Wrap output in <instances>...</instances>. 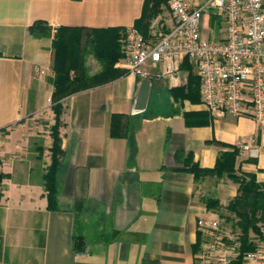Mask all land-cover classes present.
I'll return each mask as SVG.
<instances>
[{
  "label": "crops",
  "instance_id": "1",
  "mask_svg": "<svg viewBox=\"0 0 264 264\" xmlns=\"http://www.w3.org/2000/svg\"><path fill=\"white\" fill-rule=\"evenodd\" d=\"M36 21L47 23L51 36H31ZM173 24L167 0H0V264H197L203 239L197 220L237 215L229 204L241 198L239 183L226 173L196 180L176 153L204 170L232 154L233 173L256 187L237 211L257 194L264 201V123L215 116L200 94L197 102L181 99L189 76L197 77L185 59L176 80L162 64L145 67L147 78L123 66L125 30L154 40ZM204 26V35L218 38L207 17ZM58 28L79 32L88 76L103 69L89 41L117 57L112 79L61 100V167L51 209L44 175L52 139L41 123L54 122ZM144 79H150L148 99L135 111ZM239 142L255 145L257 157L239 152ZM207 199L217 208L209 209ZM74 235L83 236V253L73 251Z\"/></svg>",
  "mask_w": 264,
  "mask_h": 264
},
{
  "label": "built area",
  "instance_id": "2",
  "mask_svg": "<svg viewBox=\"0 0 264 264\" xmlns=\"http://www.w3.org/2000/svg\"><path fill=\"white\" fill-rule=\"evenodd\" d=\"M174 24L154 40L135 29L121 38L123 66L147 78V66H164L163 74L176 80L187 59L199 79L201 104L215 116H247L264 123V0H167ZM216 12H210V9ZM218 28V38L204 35V22ZM236 149L257 157L255 145L239 142ZM203 235L197 264H264V243L241 252V239L223 221L199 218Z\"/></svg>",
  "mask_w": 264,
  "mask_h": 264
},
{
  "label": "trees",
  "instance_id": "3",
  "mask_svg": "<svg viewBox=\"0 0 264 264\" xmlns=\"http://www.w3.org/2000/svg\"><path fill=\"white\" fill-rule=\"evenodd\" d=\"M28 32L33 37H48L51 36L52 28L43 21L34 22L29 28ZM82 32V31H80ZM79 32L77 30H72L70 28H58L52 35V52H53V63L52 70L54 72V77L50 80V83L54 87V92L52 94V106L51 110L55 115L56 124L53 127L52 132V146L50 148V160L51 163L46 169L44 175V188L47 195L48 207L53 209L55 205V200L58 194V174L61 167L60 156L61 151L58 145V119L60 111L62 110L61 100L64 97L72 95L80 90L87 89L91 86L104 83L109 79L113 78L112 75V64L117 56H109L108 52L103 46V48L94 46V40L89 41L92 45V53L96 59L103 63V69L99 74L94 76H88L84 71L83 58L79 55L80 44L78 38ZM188 61L187 59H185ZM71 72L73 76H71ZM189 90L179 96L182 98H187L192 102L199 101L198 84L199 79L195 76H189ZM128 127H126L127 129ZM127 131V130H126ZM235 150V149H234ZM232 154H228L222 160V162L217 165L213 170L200 169L198 166L191 162V159L184 157L183 154L176 153L175 160L182 162L184 165L188 166V171L191 172L195 179L198 180L207 175H217L220 176L222 173L226 175L234 182L239 183V190L241 198L229 204L231 210L238 214L237 208L241 204L247 203L246 195L252 193L256 190L255 185H253L252 180L245 182L244 179L236 176L232 170ZM263 195L257 194L256 199L248 204V209L246 216H243L245 221H259L256 219V215L264 217V201ZM206 205L209 209H214L216 207L215 201L205 200ZM246 202V203H245ZM250 223L249 227L254 229L257 233L259 230ZM262 237V236H261ZM241 239V252L250 251L254 249V245L251 243H246V239ZM264 243V238L261 239ZM86 242L81 235L73 236L72 249L75 253H83L85 251Z\"/></svg>",
  "mask_w": 264,
  "mask_h": 264
},
{
  "label": "rangeland",
  "instance_id": "4",
  "mask_svg": "<svg viewBox=\"0 0 264 264\" xmlns=\"http://www.w3.org/2000/svg\"><path fill=\"white\" fill-rule=\"evenodd\" d=\"M212 33V32H211ZM80 37V43L81 45L83 46L84 45V39L81 37V35L79 36ZM87 48H89V46H87ZM91 72L90 69H87V74ZM71 76H73V73L70 74ZM62 112V110L60 111V113ZM54 114V113H53ZM46 118H49V116ZM55 115L53 117L54 119V122H52L51 124L49 122H43V124L41 123V127L43 125V129L49 131V136L51 137L52 139V132H53V127L54 125L56 124V120H55ZM39 124V123H38ZM40 125V124H39ZM58 128L59 129V119H58ZM53 140V139H52ZM52 146V145H51ZM50 152V151H49ZM39 153V152H38ZM43 157V153L40 152L39 154V157ZM42 157L40 158V160H42ZM50 157H51V154H50ZM50 163H51V160H50ZM50 165V164H49ZM48 165V166H49ZM47 166V167H48ZM246 209H244V207L242 206L240 208V211H238V214L235 215L234 217H232V219L230 220L229 217H226L227 221L224 220L223 221V225H225L227 228H232L233 231L232 232H237V234L240 236V238H245L247 241L246 243H251L254 245V243H257V242H263L261 239L262 237L264 238V217L263 216H260L259 214L255 216L256 219H259L256 220L255 223H253V221H245L243 220V216L245 217L246 215V212H245ZM237 218V220H235ZM234 219V220H233ZM250 223H253L254 226L257 228V230H259L260 233H257L254 229H252L251 227H249ZM262 230V231H261ZM262 236V237H261Z\"/></svg>",
  "mask_w": 264,
  "mask_h": 264
},
{
  "label": "water",
  "instance_id": "5",
  "mask_svg": "<svg viewBox=\"0 0 264 264\" xmlns=\"http://www.w3.org/2000/svg\"><path fill=\"white\" fill-rule=\"evenodd\" d=\"M210 12H216V9H210ZM150 88V79H144L138 89L136 102L134 109L135 111H141L145 108Z\"/></svg>",
  "mask_w": 264,
  "mask_h": 264
}]
</instances>
